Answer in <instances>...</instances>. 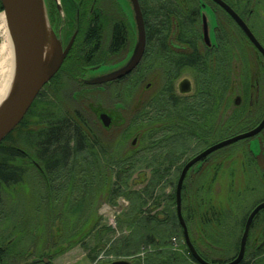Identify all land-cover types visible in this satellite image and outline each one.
<instances>
[{"label": "trees", "instance_id": "16d2710c", "mask_svg": "<svg viewBox=\"0 0 264 264\" xmlns=\"http://www.w3.org/2000/svg\"><path fill=\"white\" fill-rule=\"evenodd\" d=\"M226 1L255 33L251 19L259 14L261 0ZM202 2L141 1L147 49L132 73L112 83L123 85L118 94L111 92L110 101L130 107L127 124L117 134L108 136L87 106L73 99L70 77L46 85L0 142V264L42 259L52 242L82 247L93 264L122 259L130 264H201L185 243L177 214L181 171L199 150L254 128L264 117V57L218 6L217 43L206 46ZM97 36L94 26L92 39L82 45L90 46ZM127 37L124 25L116 26L110 51L117 54L127 47ZM84 60L79 66L85 72L90 67ZM184 74L194 81L187 95L176 92ZM237 87L249 90L239 105L234 104ZM120 120L125 124L122 115ZM138 183L144 186L136 188ZM255 190L264 196V158L252 151L249 139L217 150L189 170L182 210L205 260L224 264L237 256L247 218L264 197L249 209L240 201ZM121 196L129 207L112 226L96 204H113ZM52 201L56 214L58 208L64 211L61 235L54 240ZM213 250L231 255L226 262L210 260ZM240 264H264V209L252 223Z\"/></svg>", "mask_w": 264, "mask_h": 264}, {"label": "water", "instance_id": "95a60500", "mask_svg": "<svg viewBox=\"0 0 264 264\" xmlns=\"http://www.w3.org/2000/svg\"><path fill=\"white\" fill-rule=\"evenodd\" d=\"M130 1L132 3L135 31L137 35L136 46L131 58L122 68L107 72L97 78H84V82H87L88 84H104L122 79L132 73L142 62L148 41L146 22L139 0ZM212 1L231 16L246 37L252 42L254 47H256L264 57V45L256 37L244 18L226 0ZM1 2L9 34L12 38L16 53L17 75L8 91L7 97L0 105V142H2L24 119L41 90L62 66L74 41L73 37L69 44L66 47H63L62 40L58 37L50 24L44 0H1ZM202 8L203 6L201 7L202 35L206 46L213 47L214 43H212L209 38V29L207 27L206 18L203 16ZM89 72L90 69L88 70V73ZM180 89L182 93H189L192 90L190 79H184L180 84ZM258 96L259 86H257L256 89V98H258ZM240 102L241 98L237 96L235 104L239 105ZM100 119L103 125L107 128L112 123V118L107 113H102ZM263 130L264 117L254 128L207 147L191 158L181 171L176 187L177 214L183 228L185 243L193 256L201 264L215 263L205 260L199 254L190 238L189 229L182 210V190L186 176L193 166L203 161L217 150L242 140H252ZM134 143H136V140H134L133 144ZM251 149L255 153L252 145ZM263 209L264 201L260 202L252 209L245 224L237 256L232 261L224 264H240L244 259L252 223ZM45 256L44 258L37 260V262L42 260L44 264H49L51 260ZM110 264H130V262L126 259H122L115 260Z\"/></svg>", "mask_w": 264, "mask_h": 264}, {"label": "rangeland", "instance_id": "374dc122", "mask_svg": "<svg viewBox=\"0 0 264 264\" xmlns=\"http://www.w3.org/2000/svg\"><path fill=\"white\" fill-rule=\"evenodd\" d=\"M45 1V6L47 9V13H48V18L50 21V8H48V2L50 0H44ZM118 3L120 5H122V10H120L119 8H105L103 10V14L104 15V19H105V25H106V33H107V37L106 40L109 39V29L110 27L108 26V20H115V19H122V18H127V21L129 22V26H130V39L128 42V46L126 47V49L120 53L117 54H112L111 57H109L107 55L106 56H102V58L107 59L106 63H101L95 66L90 67V72L88 74H86L85 78L86 79H91V78H97L99 76H101L102 74H105L107 72H111V71H115L118 70L120 68H122L124 65H126V63L129 61V59L132 56L133 50L135 49L136 46V41H137V35H136V31H135V19H134V15H133V8H132V3L130 0H117ZM234 1V0H233ZM58 2H60V7L62 8L61 10L63 11V0H59ZM260 8H259V14L255 15L252 19H251V23L254 26L253 29L255 31V35L256 37L260 40V42L264 45V0L260 1ZM211 1L210 0H203L202 2V13L203 16L206 18V22H207V27L209 29V38L211 40L212 43L216 44L217 43V33H216V25H217V16L215 13V10L212 6ZM122 12H124V14H122ZM4 13V11H0V14ZM219 15V14H218ZM63 18L65 17V12L63 11ZM50 24L52 26V28L54 27L50 21ZM134 26V28H133ZM54 29V28H53ZM8 25H7V21H6V17H5V26L0 29V43L2 42V36L1 33L5 32L6 35H9L8 33ZM54 31L56 32V30L54 29ZM56 34L58 35V37L62 40L63 43V47L64 46V41L61 35H59V33L56 32ZM71 38V37H70ZM105 52V51H104ZM88 72V70H87ZM88 75V76H87ZM190 79L191 83H192V90L190 91V94L192 93L193 89H194V81L193 78L188 75V74H184V76L181 77L180 80L183 79ZM123 81V80H122ZM126 81H130L129 79H126ZM127 82H123L124 85ZM87 83V82H86ZM123 84L119 85V84H109L108 86H106L105 90H100V89H95L92 90L91 92L86 93V95L82 96L79 95L78 99L76 100L77 103L82 104V105H86L87 108L89 109L90 113L92 114V117L95 119L94 123H96V126L101 127L104 132L108 135L109 134H117L122 128H119L121 125L119 124L120 120V115H122V117L124 118V120L126 119V116L124 114H115L118 110L119 112L121 111V113H124L123 110L126 108L127 105H125L124 103H117L116 105H114V103L112 101H110V95L111 92L113 91L114 94H118L122 88H119L118 86H122ZM117 87V88H116ZM119 88V89H118ZM238 91L237 93L234 95V104H235V99L237 96H239L241 98V102L240 104H242V102H246L247 97L249 96L247 94V91L249 90H245L244 87H237ZM259 88L260 85H259ZM116 89V90H115ZM124 89V88H123ZM257 89V88H256ZM118 91V93H117ZM256 93V92H255ZM129 94H125V96L127 97ZM130 97V95L128 96ZM260 97V90H259V96L258 98H256V94H255V99L258 100ZM74 99V96H73ZM123 108V109H122ZM102 113H107L111 118H112V123L111 125L107 128L103 125L101 119H100V115ZM110 136V135H108ZM134 140H136L137 143V138H132L131 139V143L133 144ZM248 140V139H246ZM250 140V139H249ZM136 143H134L136 145ZM133 144V145H134ZM252 145L253 149L255 150V154L256 155H260L264 157V133L262 135H258L257 137L253 138L252 140H250V146ZM206 149V148H204ZM202 150H199L197 153H195L194 155L191 156V158H193L194 156H196L197 154H199ZM226 164H230L229 162H227ZM135 178L138 179V181L142 180V176L140 173H136ZM142 182V181H141ZM144 186V184L142 183H138L135 185L136 188H142ZM263 193L260 190H255L253 192H251V194L249 196H244L241 199V206H243L244 208H251L253 207L258 201H260L261 199H263ZM51 205V212L54 214V216H57L56 220H53L51 223V231H50V235L52 236V240H54V237H58L61 235V231L63 228L62 222H61V216L63 215L64 211L62 209H57L59 212V214H56L54 212V203L53 201L50 203ZM129 207V201L126 199V197L121 196L119 197L115 203H108L105 201H101L100 203L96 204V210L98 211V213L103 216V218L110 222V224L112 226H116L117 225V221L118 218L123 216V214L127 211ZM124 219V218H123ZM2 232V231H0ZM52 247L48 249V254L45 257L50 258L51 262L49 264H93L91 263L87 257H86V253L85 251L82 249V247L80 246H75L71 249H68L67 246L65 244H55V242H52L50 244ZM43 244H40V249L43 248ZM231 253L230 252H226V251H222V250H213V252L208 256L210 260H223V261H227V259L230 257ZM44 258V256H43ZM37 260L39 259H35V258H30L29 261L27 263L29 264H44L43 261L41 260L40 262H37Z\"/></svg>", "mask_w": 264, "mask_h": 264}, {"label": "flooded vegetation", "instance_id": "af4514ba", "mask_svg": "<svg viewBox=\"0 0 264 264\" xmlns=\"http://www.w3.org/2000/svg\"><path fill=\"white\" fill-rule=\"evenodd\" d=\"M58 1L59 0H50L48 2L49 3L48 8H50V11H49L50 21L52 25L54 26L53 28L56 30V32L62 36L65 47L69 44L70 40L73 37H74V41L62 66L46 85H53L54 83L57 84L59 80H62V79L64 80L65 78H69V79L72 78L74 80V83H73L74 84V95L73 96H74V100H77L79 95L84 96L86 95V93L91 92L92 90H95V89L105 90L106 86H108L109 84L122 80L123 78L112 81V82L104 83V84H88V83L84 84L82 83L81 78L87 74V71L84 72L83 64L81 67L79 66L80 63L82 62V59H85L83 62L88 64L89 65L88 67H92L90 65L95 66L94 64L98 65L101 63H106L107 59L102 58V56L107 57L108 55L109 57H111V55L113 54L110 51L111 49L110 46L113 42V35L115 32L116 26H120L121 24L124 25V28L128 36L127 39L129 42L130 26H129V22L127 21V18L125 17L122 19L108 20V23H110L108 24V26L110 27L109 29L110 34H109V39L106 40L107 33H106L104 15L102 16L103 10L107 7H109L110 9L117 7L119 9L121 8L120 10H122V5H120L117 0H63L62 6L64 8L63 11L65 12V17L63 18L62 16L63 11L61 10L62 8L60 7V2ZM141 1L142 0H139L140 5H141ZM210 1L212 3V5L210 6L214 8L216 16H217V25H216V33H217V28L219 27V22H220V19H219L220 17L218 16L219 11L217 9L218 5L212 0ZM218 7L221 8L220 6ZM122 14H124V12H122ZM244 20L248 24L245 18ZM94 26H96L98 29L97 41L89 43L88 45L90 46L82 45V43L84 44V42L86 41L88 42L89 40L92 39L90 38L91 28H93ZM80 39L82 40V42ZM128 42H127V46H128ZM81 46L83 47V49L81 48ZM85 46L86 48H84ZM125 49H126V46L125 48L121 49L120 52L124 51ZM83 56H85V58H83ZM82 73L83 75L80 76ZM180 79L176 83V92L181 95L190 94V92L189 93L181 92L180 84L185 78L183 80H180ZM126 93L128 94L127 91ZM126 105H127L126 108L123 110L124 115L126 116V122L125 124H122V126H120L119 128L126 126L127 121L130 117V114H129L130 107L128 104ZM263 133H264V130L259 135H262ZM259 157H263V156L259 155Z\"/></svg>", "mask_w": 264, "mask_h": 264}, {"label": "bare ground", "instance_id": "6f19581e", "mask_svg": "<svg viewBox=\"0 0 264 264\" xmlns=\"http://www.w3.org/2000/svg\"><path fill=\"white\" fill-rule=\"evenodd\" d=\"M4 26L5 14L1 13L0 29H2ZM1 36L2 42L0 43V105L3 100L7 97L8 91L11 88L12 83L14 82L15 77L17 75L16 53L12 38L10 34L6 35L5 32H2Z\"/></svg>", "mask_w": 264, "mask_h": 264}, {"label": "built area", "instance_id": "2783aa9c", "mask_svg": "<svg viewBox=\"0 0 264 264\" xmlns=\"http://www.w3.org/2000/svg\"><path fill=\"white\" fill-rule=\"evenodd\" d=\"M113 260V259H112Z\"/></svg>", "mask_w": 264, "mask_h": 264}]
</instances>
